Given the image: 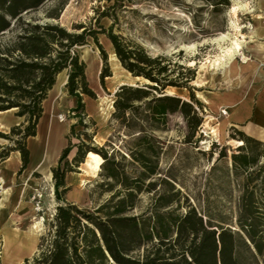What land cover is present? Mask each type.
I'll list each match as a JSON object with an SVG mask.
<instances>
[{
	"label": "trees",
	"instance_id": "1",
	"mask_svg": "<svg viewBox=\"0 0 264 264\" xmlns=\"http://www.w3.org/2000/svg\"><path fill=\"white\" fill-rule=\"evenodd\" d=\"M46 1L0 0V111L16 108V115L24 118L21 124L11 127L9 134L0 131V136L12 143L0 151V161L17 150L22 158L19 173L26 168L30 158L27 140L37 134V125L44 113V100L58 74L65 69L69 70L68 92L77 98L74 110L79 117L78 124L84 128L76 131L72 126L70 132L84 136L85 140L74 144L77 152L70 161L68 156L73 144L72 136L68 135L69 145L63 149L58 165L52 169L54 194L59 204L49 220L48 232L41 237L39 250L23 264H262L264 162H260L264 151L259 146L264 147L263 140L234 130L243 144L238 145L237 152L232 154L233 168L237 174H246L236 219L238 230L228 226L225 217L214 216L209 211L202 213L192 204H187L185 212H179L182 193L176 190L170 175L162 179L170 190L158 193L147 211L131 214L142 191L156 190L157 182L146 184V180L161 173L160 147H155V137L149 132L161 129L167 115L175 112H180L187 122L188 141L196 136L202 124L201 103L194 93H191V101L166 93L168 86L188 87L195 79V70L181 65L186 71L173 79L168 73L171 62L164 63L167 58L154 57L140 44L114 32L117 11L129 5L126 3L131 0H107L109 5L98 11L97 27L79 24L78 31L25 18V14L38 10ZM207 1L216 8L229 4V0ZM66 3L61 0V9ZM50 16L58 18L59 14L52 12ZM104 17L112 20L110 26L101 23L100 19ZM100 34L110 40L122 66L135 78L144 80L142 84L120 85L115 92L111 116V119L120 120L133 134L140 133L137 151L130 150L132 160L142 166L140 175L130 176L117 160L116 153H109L104 145L95 146V123H85V96L97 98V93L90 86L87 64L77 47L87 45L92 39L100 49L105 61L100 81L105 86V78L112 73L107 65L108 53L99 41ZM143 106L146 113L140 112ZM90 125L94 126L93 133L87 131ZM211 146H216V142ZM89 151L104 159L99 184L107 187L106 191H113L116 186L121 189L94 210L74 203L60 204L69 189L66 174L74 171V165L80 166ZM225 155L226 150L222 148L217 160ZM174 204L178 207L171 209Z\"/></svg>",
	"mask_w": 264,
	"mask_h": 264
},
{
	"label": "rangeland",
	"instance_id": "2",
	"mask_svg": "<svg viewBox=\"0 0 264 264\" xmlns=\"http://www.w3.org/2000/svg\"><path fill=\"white\" fill-rule=\"evenodd\" d=\"M131 1V3H126L129 5L117 11L118 20L114 32L127 40L140 44L154 57L167 58L164 63L171 62L168 73L173 79L182 71H186V69H181V65L194 69L195 79L188 84V87L168 86L166 93L170 91V93L190 101L191 93H194L196 99L201 103L199 111L203 121L191 141L187 140L190 130L180 112L169 113L161 129L149 132L155 137V147L157 149L160 147L161 173L146 180V184L156 181V190L142 191L138 195L136 207L130 213L141 214L147 211L152 207L158 193L170 190V186L162 181L170 175L174 178H169L170 181L175 185L176 190L179 189L182 193L180 196L181 207L177 209L179 212H185L187 204H192L202 213L209 211L214 216L225 217L229 222L228 226L238 230L236 219L239 213V201L243 194L242 182L246 174L235 172L232 154L237 152L238 145H242L243 141L238 140L239 135L231 126L224 129L222 123L219 124L218 117L213 115V108L210 104L216 102L220 105L221 97L217 96L215 99L209 97L227 90L237 89L247 90L253 99L257 98L260 86L264 84V0H229L228 5H221L218 8L207 0ZM65 2H67L65 7L61 9V0H48L38 10L25 14V18L40 23L60 24L69 31H78L76 27L79 24L97 27L98 11H102L109 5L107 0H65ZM237 3L243 4V6L236 8ZM52 12L58 13L59 17H51ZM100 21L106 27L112 23L108 17L101 18ZM253 27L255 33L251 32ZM224 34L246 40L243 52L248 58L247 61L242 55H238L231 61L229 67L213 65L216 61H222L225 54L224 47L229 45L230 40L224 39ZM99 41L108 53L107 65L112 73L110 77L105 78V86L100 81V74L105 67L100 49L92 39L87 45L77 47L81 58L87 64L90 86L94 91H97V98L91 103H93L94 110L98 111L100 130L104 132L103 137H98V141L106 146L109 153H116L117 160L121 161L130 176L140 175L141 164L132 160L130 156V150L137 151L136 142L140 133L133 134L126 126L122 125L120 120L111 119V115L114 111L115 92L120 85L142 84L144 80L135 78L122 66L114 55L112 43L106 35L100 34ZM60 78L61 76L59 80ZM111 100L113 101L112 107L109 106ZM145 108L143 106L140 112L146 113L144 112ZM224 108L228 111L229 107ZM221 110L222 108L220 109L222 114ZM236 112L229 113L228 111V114L224 116H228L229 119ZM207 115H210L213 121H209ZM129 117L135 119L132 114H129ZM69 118L67 117L64 122L59 121L58 117L55 119V130L48 142V161L54 157L59 142L62 140L61 132L69 125ZM3 120L8 122L5 118ZM46 121L47 119L42 122L41 136L30 142L34 153L33 161L45 141L43 127ZM140 121L142 122V120ZM10 130L11 128L7 131L0 129L6 134H9ZM70 131L68 134L70 137H74L75 135ZM93 131H95L94 126L90 125L88 132L93 133ZM261 137L264 142L263 126ZM212 142H216V146H211ZM94 143L95 146L101 147L95 141ZM8 145H12L10 139L0 136V151ZM222 148L226 150L227 155L217 160L218 152ZM259 149L264 151L262 146H259ZM91 152L94 151H89L83 165L81 164L83 172L87 174L83 177L86 181L82 184V187L88 190L87 202L77 205L81 208L94 210L108 200L113 192L121 189V186L114 187L113 191H106L108 188L99 184L102 180L100 176L102 168L94 174L85 164L87 158L91 157ZM263 162L264 156L261 157L260 163ZM79 167L74 165V171H78ZM40 176L44 180L43 175H36L40 184L35 186L34 190L31 188L27 193H23V190L21 192V198L31 203L33 211L31 221L34 217H43V219L41 218L43 225L40 234L31 231V228L24 233L23 236L27 240L24 245L26 249H29L27 246L32 244L35 239L38 240L39 235L48 232L49 220L56 208L52 180L42 183ZM2 177L0 176V178ZM3 186L7 188L3 182H0V196L2 192L5 194L7 192V190H3ZM37 190L43 194L41 212H37L35 209L33 196ZM176 207L178 204H174L170 208ZM7 246V241L2 244L1 238L0 263L3 253L4 263L11 264L8 262V258L12 255V249L9 248V254L6 253ZM260 259L264 264V255Z\"/></svg>",
	"mask_w": 264,
	"mask_h": 264
},
{
	"label": "crops",
	"instance_id": "3",
	"mask_svg": "<svg viewBox=\"0 0 264 264\" xmlns=\"http://www.w3.org/2000/svg\"><path fill=\"white\" fill-rule=\"evenodd\" d=\"M68 71V69H65L58 74L56 83L52 89H50L48 97L44 100V113L37 125V134L35 136H30L27 140V145L30 150V158L26 168L19 173L22 166V158L20 151L17 150L12 151L7 159L0 161V176L2 177L5 174L7 179V192L6 194L2 192V195L0 196V239L2 238V244L3 242L6 243V241H10L11 243L10 249H12V255L8 258L9 260L7 259L11 264H23L27 258H32L39 250V244L42 237V234L39 235L38 240L34 244L35 248L29 250L24 247L27 240L23 235L31 225L33 211L30 201L28 202L21 198L22 190L23 193H27L31 188L34 190V187L40 184L38 178L35 177L36 175L44 176V180L42 176H40L42 183L47 180H52L54 187L52 169L58 165L63 149L69 145L70 138H68V132L71 130L72 126L75 127L76 131L84 130L83 126L78 124L79 117L74 110L77 106V98L70 95L68 92ZM60 76L61 78L59 80ZM95 92L97 93V91ZM217 96L221 97L222 102L220 105L214 102L210 104V106L213 108V115L218 117L219 124L222 123L224 129L231 126L233 130H241L250 136L262 139V126L264 127V84L260 86V92L256 99H253V96L247 90L244 91L237 89L227 90L209 98L215 99ZM94 99L95 98L85 96L84 101L87 114L85 123L91 121L95 123L96 133L93 135V140L96 144L102 145L99 143L98 137H103L102 135H104V132L100 130L101 123L98 118L99 116L97 115L98 111L94 110L93 103H91ZM224 107H231V110L228 108L229 113H231V111H238L233 117L228 119V116H224L220 113V109ZM16 111V108L0 111V129L7 131L9 128L21 124L24 121L23 117L16 115ZM60 113L66 114L70 117L69 125L61 132L62 140L59 142L54 157H52L51 161H48V142L55 130V119ZM47 114L49 115L47 116ZM3 118L8 120V122L4 121ZM45 119H47L43 127L45 130V141L43 142V147L38 152L35 161H33L34 153L32 152L30 142L34 138H39V136H41V125ZM2 124L4 125V128L2 127ZM81 140H85L82 135L80 136L76 134L74 137H71L73 147L68 156L70 161L73 160L77 152V147L74 144ZM12 160H14V162L11 163ZM81 164L83 165V163ZM84 176H87V174L83 172V167H81V165L78 171H72L66 174V185L69 189L63 195L60 204H80L87 202L88 190L85 187H82V181L86 180L83 178ZM54 198L57 206L59 202L56 197ZM16 229H18V231H15ZM0 264H5L3 253L1 255Z\"/></svg>",
	"mask_w": 264,
	"mask_h": 264
},
{
	"label": "bare ground",
	"instance_id": "4",
	"mask_svg": "<svg viewBox=\"0 0 264 264\" xmlns=\"http://www.w3.org/2000/svg\"><path fill=\"white\" fill-rule=\"evenodd\" d=\"M238 5L236 6V8H238L239 6H243V4H240V3H237ZM237 25V24H236ZM252 33H255V30H254V27H253V30L251 31ZM223 38L224 39H229L230 42H229V45L225 46L224 47V52L225 54L223 55L224 57L222 58V61H216V63L214 62L213 65H218V66H224V67H229V64L231 63V61H233L236 56L238 55H242L243 58L245 59V61L248 60L247 56L245 55V53L243 52V47H244V44H245V41L244 39H240L238 38L237 36H233L231 37L229 34H224L223 35ZM115 55V54H114ZM114 59V58H113ZM120 62V61H119ZM206 65V64H204ZM129 73V72H128ZM149 81V80H148ZM170 93V91L168 92ZM172 94V93H170ZM112 100L109 104L110 107H112ZM231 105V104H230ZM231 108V107H230ZM106 109V108H105ZM105 113V112H104ZM228 114V112H227ZM209 121H211V116L210 115H207ZM213 118V117H212ZM208 121V120H207ZM213 121V120H212ZM211 125V124H210ZM2 127L4 128V125L2 124ZM104 162L102 156L98 153H95V152H91V157L90 158H87V160L85 161V164L87 165V167L95 174L97 172L100 171L101 169V165L102 163ZM2 182L4 183V185H6V182H7V179L5 177V174L3 175V177L1 178ZM86 180H83L82 182L85 183ZM26 186V185H25ZM53 187V186H52ZM26 189V188H25ZM3 190L6 191L7 188L3 186ZM53 190V188H52ZM53 194V193H52ZM25 197V196H24ZM43 219V217H41ZM41 218H37V217H34L33 218V221L30 225L29 228H31V231L35 232L36 234H40L42 228L41 226L43 225V223H41ZM30 232V231H29ZM33 233V234H35ZM35 242H36V239L34 240V242L32 244H29L27 247L31 250L33 248H35ZM7 250H6V253L9 254V248H11V243L10 241H7Z\"/></svg>",
	"mask_w": 264,
	"mask_h": 264
},
{
	"label": "built area",
	"instance_id": "5",
	"mask_svg": "<svg viewBox=\"0 0 264 264\" xmlns=\"http://www.w3.org/2000/svg\"><path fill=\"white\" fill-rule=\"evenodd\" d=\"M222 114L223 115H227V109L225 108H222ZM67 115L66 114H63V113H60L58 114V118L61 122H64L66 119H67ZM0 182L2 183L1 181V178H0ZM42 197H43V194L42 193H39L38 190L36 191V193L34 194L33 198L35 200V209L37 212H41L42 211Z\"/></svg>",
	"mask_w": 264,
	"mask_h": 264
}]
</instances>
